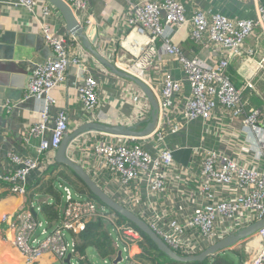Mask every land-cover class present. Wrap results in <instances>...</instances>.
Returning a JSON list of instances; mask_svg holds the SVG:
<instances>
[{
	"label": "built area",
	"instance_id": "2783aa9c",
	"mask_svg": "<svg viewBox=\"0 0 264 264\" xmlns=\"http://www.w3.org/2000/svg\"><path fill=\"white\" fill-rule=\"evenodd\" d=\"M63 1L87 37L95 21L91 0ZM239 1L252 2L253 17L229 18L190 9L181 0H125L119 33L109 41L87 38L91 48L116 70L150 90L157 104V121L143 137L84 132L68 144L65 157L180 257L198 256L264 219V96L254 83L264 71V0ZM0 5L24 10L29 27L52 53L31 69L23 97L42 102L38 121L25 138L27 143L38 140L36 154L25 157L8 152L7 171L0 172V183L24 198L32 173L39 172L43 179L56 166L55 151L69 132L67 110L51 115L50 109L56 105L52 92L62 89L70 74L83 113L75 129L99 123L142 131L150 121L151 107L135 83L115 76L65 32L62 17L51 4L0 0ZM54 15L62 20V28H53L50 19ZM185 28L189 40L210 53L208 60L187 57L174 42L173 32ZM245 58L258 59L256 69L236 87L228 69L236 59ZM103 76L115 79V97L105 89ZM247 90L262 101L260 107L248 103ZM2 106L11 110L9 103ZM181 150L190 151L187 166L173 157ZM56 177L61 192L57 223L44 229L45 224L32 213L39 209L33 206L1 217L12 233V246L27 264H36L43 255L59 264H66L67 256L68 264L88 262L77 239L99 220L110 238H115L113 244L120 247L118 264H145L146 243L136 227L88 191H75ZM226 253L240 257V264H264V228L205 262L228 264L222 260ZM116 255L102 259L103 264H113Z\"/></svg>",
	"mask_w": 264,
	"mask_h": 264
},
{
	"label": "crops",
	"instance_id": "0c3cea01",
	"mask_svg": "<svg viewBox=\"0 0 264 264\" xmlns=\"http://www.w3.org/2000/svg\"><path fill=\"white\" fill-rule=\"evenodd\" d=\"M183 3H189L190 9L201 8L203 10H210L226 15L229 18H244L253 17V4L248 1L243 3L239 0H181ZM91 7L94 14V24L87 32V38L93 41L103 40L109 41L112 35L119 33L118 21L120 14L125 9V0H91ZM29 16L22 9H8L0 5V36L8 33H22L27 37L34 36L36 39L40 38L38 32L33 31L29 27ZM30 20V19H29ZM53 28H62L63 22L58 16H53L50 19ZM41 39V38H40ZM173 40L177 42L187 57L197 56L203 58L204 61L208 60L210 53L189 40L188 29H181L173 32ZM251 44V41L247 43ZM11 54V55H8ZM8 55V56H7ZM264 56V44L262 54ZM52 53L45 47L41 41L39 49L34 47H15L10 50L8 45H2L0 49V90L7 91L11 97H16L15 93L21 92V96L17 99H10L4 93H0V172L7 171L6 156L8 152L25 157H34L36 154V147L38 140L31 139L29 143L25 138L28 135L30 126L38 121L37 112L42 107V102L38 100H24L25 87L29 80V74L34 65L42 63L47 58L51 57ZM6 61L5 59L10 58ZM236 59L232 62L228 69L229 77L236 87H240L245 79L254 74L258 59ZM71 72V71H70ZM259 76V77H258ZM107 79V85L104 86L111 98L116 96L114 87V78L103 76L101 81ZM62 89L52 92V96L56 105L50 109L51 115L55 111L67 110L69 115L68 130L71 132L76 128L82 117L80 105L76 100V81L73 75H69L65 81ZM254 83L259 93L264 96V71L259 73ZM245 97L248 103L255 107H260L262 101L254 95L252 91H245ZM9 103L11 110L7 111L3 108V104ZM48 138V135H46ZM57 170V174H52L53 170ZM65 174L69 179L73 174L66 167L56 164L46 177L40 178L39 172L35 171L29 177L28 191L24 198H20L11 194L7 189V184L0 183V264H27L25 259L17 252L12 246L11 239L12 233L7 229V226L2 223L1 217L4 214H15L21 211V208L26 206H33L34 210L37 208L39 212L35 213V217L43 224L44 229L50 228L57 223L58 219L49 220L48 217L42 213V205L46 204L51 206L54 210L55 198L42 194V188L45 183L50 180V177L57 178L56 176ZM72 178V177H71ZM74 179V178H72ZM54 188L57 193L56 185ZM76 191V190H75ZM60 198L61 194L59 193ZM45 198L42 202L41 198ZM41 199V200H40ZM57 207V211L59 209ZM55 211V210H54ZM47 227V228H45ZM146 243V242H145ZM146 246V245H145ZM139 248V247H138ZM134 251L138 250L134 248ZM87 256V254L85 253ZM149 256V255H148ZM36 264H59L58 261L50 256L43 255ZM156 264V263H153Z\"/></svg>",
	"mask_w": 264,
	"mask_h": 264
},
{
	"label": "water",
	"instance_id": "95a60500",
	"mask_svg": "<svg viewBox=\"0 0 264 264\" xmlns=\"http://www.w3.org/2000/svg\"><path fill=\"white\" fill-rule=\"evenodd\" d=\"M49 4H51L60 14L62 17V20L65 24V32L72 37L78 39L81 42L82 47L89 52L102 66H104L106 69H108L111 73H113L115 76L120 78H125L133 83H135L143 92L146 99L148 100L150 107H151V113H150V121L145 125L142 131H136V127H128L124 128L121 126H107L99 123H85L78 127L77 129L72 130L71 132H66V134L63 137V140L61 141L58 149L55 151L54 154V161L56 164L62 165L70 170V172L85 186V188L88 190L91 196L96 198L100 203L105 205L107 208H109L111 211L118 214L121 218L128 221L130 224H132L134 227H136L143 235H145L149 241L153 244V246L156 248V250L161 253L170 263L175 264H202L204 263L208 257L214 255L215 253L222 251L223 249H226L228 247H231L239 240L246 239L253 234H255L258 230L264 228V219L261 221H258L256 223L251 224L250 226L238 231L236 235L227 237L220 243L216 244L215 246L211 247L210 249L206 250L202 254L195 256V257H180L173 253L168 247H166L162 241L138 218L133 216L130 212H128L126 209L120 207L119 205L115 204L113 201H111L108 197H106L97 186L94 185V183L89 179V177L84 173V171L77 165L70 162L65 157V151L67 149L68 144L76 138L78 135L84 133V132H100L105 133L109 135H115V136H134V137H143L152 132V130L155 127L156 121H157V104L156 101L150 92V90L140 81L133 79L124 73L116 70L113 65L108 63L106 60H104L98 53H96L89 44V41L86 37V35L83 33V29L80 27L79 23L75 19L71 9L69 6L63 1V0H45ZM41 39L35 38L34 36L27 37L23 35L22 33H8L6 35L0 36V49L2 45H8L10 50L15 47H34L36 49H39L41 46ZM11 55V54H8ZM7 55V56H8ZM6 61L11 60L10 58H6ZM41 63V62H40ZM38 63V64H40ZM26 89V87H25ZM22 91H18L15 93L16 97H11L7 91H1L0 93H4L6 96L11 97L10 99H17L19 100L21 96ZM0 121L3 123L4 121L0 119ZM190 151L189 150H181L176 151L173 153L174 159L187 166L190 159ZM33 215L35 216L34 211H32ZM116 259L112 262L113 264H118L121 261V251L117 252ZM70 256H67V258L64 260L66 264L69 263ZM222 260L225 261L228 264H232L231 260L228 258V256H223Z\"/></svg>",
	"mask_w": 264,
	"mask_h": 264
},
{
	"label": "trees",
	"instance_id": "16d2710c",
	"mask_svg": "<svg viewBox=\"0 0 264 264\" xmlns=\"http://www.w3.org/2000/svg\"><path fill=\"white\" fill-rule=\"evenodd\" d=\"M61 176L65 179L64 182L66 184H68L70 187H72V189L76 188L75 183H72L71 180L65 174H63ZM74 180H76V179H74ZM55 181L57 182L56 178L50 177V180L47 182V186L44 187L43 190H42V194L45 195L47 198H48V196L55 198V203H54V206H55L54 210L55 211L52 209L51 206L47 205V203L43 204L42 207H41L43 215L48 217L49 220H53V219H58L59 218L60 208L57 211V207H58V205L60 207L61 198H60L59 193H57L55 188H54L53 184H54ZM78 182L84 187V185L79 180H78ZM76 191H78V190H76ZM101 229H103L101 220L92 222V223H90L87 226L86 231L80 236V239L84 240L85 243L86 242L90 243V244H87V245H92L93 246V244H94L96 246V248L98 249L99 257L101 259H105V258L113 255L115 253V251L110 246V242L111 241L109 242V244L106 245L104 243L101 244V242L99 243V241L97 240L99 238V236L96 235L95 232L97 230H101ZM103 235H104V238H106L104 241H106L107 237H106L104 232H103ZM142 236H143V238H144V240L146 242L145 250L149 252V259L148 260L150 261V257H151L150 251L154 250L151 247V246H153V244L149 241V239L145 235L142 234ZM151 260L153 261V263L155 262L153 259H151ZM169 264H175V263H169Z\"/></svg>",
	"mask_w": 264,
	"mask_h": 264
},
{
	"label": "rangeland",
	"instance_id": "374dc122",
	"mask_svg": "<svg viewBox=\"0 0 264 264\" xmlns=\"http://www.w3.org/2000/svg\"><path fill=\"white\" fill-rule=\"evenodd\" d=\"M59 177L63 181L65 180L62 176H59ZM71 177L74 178V179H76V180L72 179ZM71 177H70L71 182L72 183H75V186L77 188V189L76 188H73V190H79L78 192H81L83 194H86L87 193V189L85 187H83L78 182L77 178L74 175L71 176ZM46 186H47V183L44 184L43 188L46 187ZM43 188H42V190H43ZM59 193L61 194L60 191H59ZM41 199H42V202L45 201V198L44 197L41 198ZM102 227H103V229L97 230L95 232V234L99 236V238L97 240L99 241V243L101 242V244L104 243L106 245L109 244V242L111 241L110 242V246L115 251L114 254H117V252L120 251V247L117 248L115 246V244H113L115 238H112V237L110 238V235H109L110 231H108V229L104 225H102ZM103 232L105 233V235L107 237V240L106 241H104L106 238H104ZM77 241H78L79 251L82 254H85V253L87 254L88 262L84 261L83 264H103V260L99 257V255H98V249L96 248V246L94 244H93V246L92 245H87V244H90V243L89 242L88 243L87 242L85 243V241L84 240H81L80 238L77 239ZM151 247L154 250H151L150 251V254H151L150 261L148 260L149 259V256H148L149 255V252L144 250V256H143V258L145 259V264H153V261L151 259H153L155 261L154 263H156V264H169L170 263L168 261V259H166L161 253H159L156 250V248L154 246H151ZM226 255L229 256V259L231 260L232 264H240V257L235 256V255L230 254V253H226ZM219 258L221 259V257H219ZM212 259H213V257L212 258H209L207 261L212 260ZM217 262H220V260H218ZM205 264H208V262H205Z\"/></svg>",
	"mask_w": 264,
	"mask_h": 264
},
{
	"label": "clouds",
	"instance_id": "9594fccd",
	"mask_svg": "<svg viewBox=\"0 0 264 264\" xmlns=\"http://www.w3.org/2000/svg\"><path fill=\"white\" fill-rule=\"evenodd\" d=\"M85 187V186H84ZM88 191V190H87Z\"/></svg>",
	"mask_w": 264,
	"mask_h": 264
}]
</instances>
